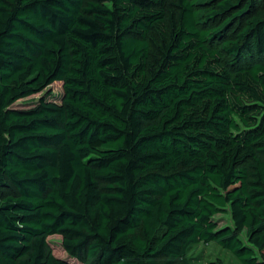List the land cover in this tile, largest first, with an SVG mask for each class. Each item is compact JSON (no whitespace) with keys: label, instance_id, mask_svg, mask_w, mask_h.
<instances>
[{"label":"trees","instance_id":"16d2710c","mask_svg":"<svg viewBox=\"0 0 264 264\" xmlns=\"http://www.w3.org/2000/svg\"><path fill=\"white\" fill-rule=\"evenodd\" d=\"M3 187L0 264H264V0H0Z\"/></svg>","mask_w":264,"mask_h":264},{"label":"rangeland","instance_id":"374dc122","mask_svg":"<svg viewBox=\"0 0 264 264\" xmlns=\"http://www.w3.org/2000/svg\"><path fill=\"white\" fill-rule=\"evenodd\" d=\"M214 4H209L207 6H203V8H213ZM243 4L239 7L241 8ZM237 8V9H239ZM234 9V10H237ZM226 18V15H220L216 16L213 19H210L205 25L204 28H213L217 25H219L224 19ZM247 19V17H246ZM231 30V29H230ZM230 32V31H229ZM226 35L223 39H216L213 43L212 48L221 50V44L223 41L228 39H235L236 35L235 32L229 33ZM223 53V52H222ZM50 94L49 98L56 102H61L64 94L63 90V83L61 81H56L52 83L49 87H47L45 90L35 93L29 97L22 98L16 102L17 108H29L34 106V103L42 96H45L47 94ZM12 194L16 195V190L13 187H3L0 188V199L5 198L7 195ZM228 209V208H227ZM216 221L218 222L220 227H234V223L231 217V214L229 210H226L224 212H221L216 215ZM243 241L245 243H248V238L246 236V233L242 234ZM50 240L56 244L55 242H60L61 238L58 235L51 236ZM55 253L57 255H64V252L54 245ZM189 257L191 258V264H231L236 261V258L232 255L231 252L224 249L220 245H218L216 242H211L210 244L206 243H199L198 245H195L190 251H189Z\"/></svg>","mask_w":264,"mask_h":264}]
</instances>
